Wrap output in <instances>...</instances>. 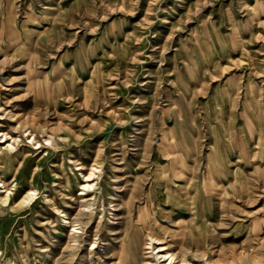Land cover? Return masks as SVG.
<instances>
[{
    "label": "rangeland",
    "instance_id": "374dc122",
    "mask_svg": "<svg viewBox=\"0 0 264 264\" xmlns=\"http://www.w3.org/2000/svg\"><path fill=\"white\" fill-rule=\"evenodd\" d=\"M0 133V264H264V0H0Z\"/></svg>",
    "mask_w": 264,
    "mask_h": 264
},
{
    "label": "bare ground",
    "instance_id": "6f19581e",
    "mask_svg": "<svg viewBox=\"0 0 264 264\" xmlns=\"http://www.w3.org/2000/svg\"><path fill=\"white\" fill-rule=\"evenodd\" d=\"M0 138H3L4 140L2 141L3 143L6 142L7 139H11V137L7 136L5 133H0ZM8 149L4 150L5 151H12L15 148L13 146H11L10 144L7 146ZM16 152V150H14L12 153ZM7 160V159H6ZM9 161V159H8ZM7 162V161H6ZM10 164V163H9ZM9 164L6 163V166H9ZM93 175L94 173L92 171H89V173L83 175V185L81 187L82 192L80 194L85 195L86 192H84L83 190H90L92 188V184L90 183L91 181H93ZM16 179V178H15ZM0 187H4L3 183L0 182ZM28 191V190H27ZM9 193V191L7 192V194ZM32 193L28 192L17 204L18 205H22L23 203H27L28 201H30ZM7 199L4 198L2 199V204L6 203ZM82 211H86V210H82ZM80 215H82L83 213H79ZM68 216V215H67ZM140 230V229H139ZM148 244H146L147 246H145L144 248L146 249H151V250H155L156 249V253L153 254L154 258L151 257V260L149 262H145L144 264H163L168 258H170L168 264H198V263H190L187 261H176L175 257L172 256V254L165 252L163 256L157 257V254L161 251H166L167 248L163 247L162 242L160 239L155 238L152 235H148ZM145 243H143L144 245ZM156 244H162V245H157ZM142 243L138 242V244H134L133 248L130 250H127L124 246L121 247V252H122V256L119 259V263L118 264H130V260L132 261L133 264H139V260L137 259V248L141 247ZM143 248V249H144ZM129 252V253H128ZM149 253V252H148ZM134 254V258L132 257V255ZM166 256V257H165ZM165 257V258H164ZM159 258H162V260L159 261ZM163 261V262H161ZM194 262H197L199 260H193ZM204 263V262H203ZM209 264H215L213 262H208Z\"/></svg>",
    "mask_w": 264,
    "mask_h": 264
},
{
    "label": "crops",
    "instance_id": "0c3cea01",
    "mask_svg": "<svg viewBox=\"0 0 264 264\" xmlns=\"http://www.w3.org/2000/svg\"><path fill=\"white\" fill-rule=\"evenodd\" d=\"M217 147L220 148V146L217 144Z\"/></svg>",
    "mask_w": 264,
    "mask_h": 264
}]
</instances>
